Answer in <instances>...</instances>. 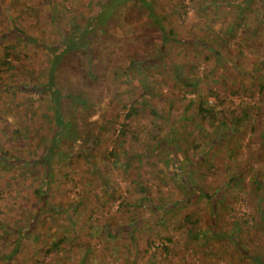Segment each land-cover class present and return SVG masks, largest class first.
Returning <instances> with one entry per match:
<instances>
[{
    "label": "rangeland",
    "instance_id": "rangeland-1",
    "mask_svg": "<svg viewBox=\"0 0 264 264\" xmlns=\"http://www.w3.org/2000/svg\"><path fill=\"white\" fill-rule=\"evenodd\" d=\"M110 1L0 0V57L6 45L19 57L15 65L13 55L10 64L0 65V86L44 84L49 52L43 45L56 48L61 33L78 31L87 16ZM146 1L175 39L161 64L136 68L138 76L157 81L154 99L144 94L133 100L135 106L149 102L129 118L115 100V95L126 97L123 88L131 82L132 75L122 67L157 47L144 8L130 2L108 26L111 35L101 36L92 62L98 75L92 87L102 102L77 120L81 129L85 120L101 125L98 141L82 155H76L78 142L66 141L62 150L74 155L54 158L48 193H33L34 188H45L39 183L43 172L33 159L41 155L36 149L40 136L46 142L54 134L51 103L48 97L31 101L23 89L15 95L16 85L0 92V153L27 160L21 167L0 163V264H249L233 238L223 235L235 222L238 244L250 254L264 252V72L252 70L254 59L264 62V23L258 24L264 6L260 10L252 2L238 24L237 8L227 5L228 0H220L224 5L218 11L211 10L209 0ZM13 28L28 40L17 41ZM176 64L188 78H201L196 88L185 87L190 92L172 86L170 71ZM61 81L64 85V78ZM188 100L195 110L199 101L215 107V123L205 122L196 111L183 113ZM71 104L68 98L62 101L66 118ZM244 112L249 113L246 118ZM238 117L240 124L233 123ZM22 124L18 136L12 133ZM216 125L234 129V135L214 143ZM121 129L125 137L116 142ZM154 141L161 148L149 155L146 150ZM122 157L128 166L121 164ZM184 157L189 159L186 173H177V159ZM199 157L207 160L197 162ZM104 179L113 189L111 195ZM72 203L78 204L75 210ZM189 206L197 210L200 227L216 222V239L203 246L200 240H184V233L193 231L190 223L180 221ZM104 226L117 233L116 243ZM62 236L58 248H52ZM165 244L168 250L162 248ZM132 248L137 256L130 260L125 253Z\"/></svg>",
    "mask_w": 264,
    "mask_h": 264
},
{
    "label": "trees",
    "instance_id": "trees-1",
    "mask_svg": "<svg viewBox=\"0 0 264 264\" xmlns=\"http://www.w3.org/2000/svg\"><path fill=\"white\" fill-rule=\"evenodd\" d=\"M134 1V2H133ZM138 1V2H137ZM254 1L257 3L258 9H263V2L264 0H236V2H227V5H234L237 8L238 15L240 17L238 24L243 22V18L245 16V13L248 9L251 8L252 2ZM132 2L133 4H140L142 8H144L146 16L149 18L148 26L149 29L152 30V36L154 37L151 41L152 45L157 44L156 48H152L153 51H150L151 54H147L145 57H141L139 61L136 59H132L126 63L122 68L123 70H128L130 74L132 75L130 77L131 82L130 85L125 86L123 88L124 92L126 93V97H119V95H115V100L119 101V105L126 110V118H129L132 116V114L139 112V109L143 108L144 105H146V102L151 101L154 99L155 90L157 88V81H152L151 79L146 78V76H138L136 73V68H146L147 66H158V64H161L163 61V55L164 51L167 49L170 42H172L174 37L171 35V30H166L162 26V18L159 17L154 10L151 8L150 4L147 3L146 0H112L106 5L100 6V10L96 11L93 16H87V23L84 27L78 29V31H75L74 33H61L62 34V41L60 44L56 47H50L43 45V48L46 49V51L49 52V71L47 76L45 77V83L44 84H21L12 85L10 87L1 85L0 88L2 91H6L9 89H13L15 87L14 92L15 95L19 90H24V92H27V95L30 96L31 101L37 100L41 98H47L48 97V103H51V109L54 112L55 115V128H54V134L52 139H47L45 142V136L41 135L40 138L37 141V150H40L41 155L35 159H33V163L35 166H39L40 173H42L43 179H40V184L45 186L44 190H40L37 188H34L33 193L41 195L49 190L48 184L51 181L52 178V161L55 157L63 158L64 160L71 159L70 156H73L74 154H65L62 150V147L68 142H78V153L77 154H83L84 150L86 148L91 147V144L98 141V133L100 129L102 128L101 125L96 124L95 121L92 120H85L83 123V129L80 128V125L78 123L79 116L83 113L89 111L90 108H95L98 105L101 104L103 97L98 94L97 92H94L93 87L95 84L91 81H97L98 75L94 71V67L92 66V62L96 58V54L99 49V42H101L102 37L110 36L109 33L110 30H108V26H112L113 22L116 20L115 17L121 16V12L123 9H126ZM202 5V2H201ZM209 5L212 7V11H218L220 7H223V2L220 0H209ZM123 6V7H122ZM108 10V13L104 14V10ZM256 9V10H258ZM128 12V11H127ZM130 12V11H129ZM215 13V12H214ZM125 14V13H124ZM181 14V13H180ZM117 15V16H115ZM264 23V15H261L258 24ZM60 28H58L59 30ZM254 30V29H253ZM155 31L157 33V36H155ZM12 33H14L15 38H17V41H21L25 39L20 33L22 31L16 28H13L11 30ZM104 35V36H103ZM102 36V37H101ZM150 37V36H149ZM28 40V39H25ZM151 41H149L151 43ZM147 43V42H146ZM205 46H207L206 43H204ZM14 47H11L10 45L4 46L2 48L1 57H0V65H8L12 62V55L14 56L15 60L13 61V65H15L16 61H18L19 57L17 54H13ZM214 56H217L216 52H213ZM216 58V57H215ZM253 71L254 70H262L264 72V62L262 60L254 59L253 63ZM120 68V67H119ZM152 69V68H151ZM170 76L175 80L172 83V86L174 88H183V91H185L186 88L194 89L198 86L199 80L201 78L195 77V78H188V75L184 71V68L181 64H176V68L172 69L170 71ZM114 74H119V71H114ZM61 78H64L65 83L63 85V82L61 81ZM170 80V79H169ZM134 81H137L138 83L135 85ZM186 87V88H185ZM182 90V89H181ZM189 90L185 92H190ZM45 95H44V94ZM146 94L149 96V101H141L139 106H135L133 100L138 99L139 97H143V95ZM132 99V102L129 104L127 103V98ZM67 98L72 102L70 105L72 107V112L69 117H64V111L62 109V101L64 99L67 100ZM184 98V97H183ZM114 99V98H113ZM193 102L188 100L187 105L183 108V113H186L188 110L196 111L197 114L203 115L205 122H214L217 114V109L212 106L204 105L203 101H199L196 110L193 106ZM192 107V109H190ZM42 114V112H41ZM44 114V112H43ZM42 114V116H43ZM245 118L249 115V113H245ZM45 116V114H44ZM244 118V117H243ZM182 119H186V116H183ZM241 118H236L233 123L240 124ZM215 123V122H214ZM217 134L218 137L214 140V143H216L219 140H222L225 138V136H233L234 135V129L225 130L221 127H218L216 125ZM23 124L19 125L18 128L13 130L12 133H14L16 136L21 133L23 130ZM159 128V127H158ZM204 128V126H203ZM119 135L116 138V142L122 140L125 137L124 130L119 131ZM175 135V134H174ZM213 142L211 144H214ZM150 147L147 148L146 152L150 154L156 153L158 149H160L161 145L158 143V141H154ZM211 146V145H209ZM151 152V153H150ZM208 151L203 150V154L207 153ZM109 155L113 157L112 151L109 152ZM177 159V158H173ZM186 161H189L188 158L184 157L181 161L177 159V167L176 169L180 170V172L177 173H186L183 171V168L185 167ZM203 160H207L203 157L197 158V162H202ZM176 161V160H175ZM4 162L7 164V166H18L21 167L24 164H27V160H24L22 158H18L17 156H12L9 158H6V156H3L0 153V163ZM121 164L124 166H128L127 158L122 157L121 158ZM198 164V163H197ZM175 165V166H176ZM167 166V165H166ZM168 167V166H167ZM175 173V174H177ZM39 179V178H38ZM104 183L106 185L107 194L111 195L113 193V189L108 188V184L106 179H104ZM34 182H37V180H33ZM43 181V182H42ZM185 184V182H184ZM144 191V189L142 190ZM48 193V192H47ZM208 200L211 201V197L208 198ZM212 204L211 206V213L214 214L215 210V204L210 202ZM47 204V203H46ZM49 206L48 204L46 205ZM71 207L73 210H75L78 207V204L72 203ZM189 210L186 215L183 216V218L180 219L181 224L185 225L187 223H190L192 226V232L184 233V240L187 242H195L197 240H200V243L203 245L208 244L209 240H214L217 235V231L215 230V221L207 222V224L204 225V227L199 226V218L195 216V213L197 210L193 207H188ZM59 209V208H58ZM263 222L264 220L261 219ZM70 222H72L70 220ZM262 222V223H263ZM74 225V224H73ZM236 222L233 224L232 229H230L229 232H224L223 235H227L229 237L233 238V244L235 249L238 251L239 254L242 256L245 255L249 257L248 263L249 264H264V252L258 253V254H250L247 253V251L238 244L236 241L237 237L234 236L238 230H240L238 227H236ZM127 227V226H126ZM131 227H133V230H135L136 227V221H132ZM130 227V228H131ZM104 230L107 231V236L110 240H113V242L116 243V240L114 236H116V232L111 231L107 226L103 227ZM238 228V229H237ZM125 229V228H123ZM21 231V229H20ZM131 231V230H129ZM133 232V231H132ZM222 234V233H221ZM50 236V235H49ZM53 236V235H52ZM37 237V236H36ZM62 238L56 239V241L53 242L52 248H58L59 244L62 242ZM169 240V238H167ZM131 241L135 243L136 238L132 237ZM184 241V242H185ZM164 250H168V245H162ZM17 246L14 247V253L16 252ZM89 254V250H86L84 255L82 256L83 259L86 260V257ZM126 256L132 260V257L135 258L137 256L136 249L132 248L130 250H126ZM240 255V256H241ZM82 263V262H81ZM80 263V264H81ZM150 264H154V262H150Z\"/></svg>",
    "mask_w": 264,
    "mask_h": 264
}]
</instances>
